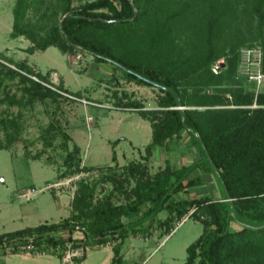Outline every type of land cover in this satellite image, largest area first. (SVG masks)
Here are the masks:
<instances>
[{
	"label": "trees",
	"instance_id": "16d2710c",
	"mask_svg": "<svg viewBox=\"0 0 264 264\" xmlns=\"http://www.w3.org/2000/svg\"><path fill=\"white\" fill-rule=\"evenodd\" d=\"M174 2L88 0L75 7L72 0H15L10 35L29 39L31 46L25 49L28 53L49 46L58 47L64 53L84 51L99 62L108 63L106 58L115 60L172 89L177 99L169 90L157 87L161 94L155 108L141 109L134 101L128 105L138 107L141 115L149 116L152 139L147 145L148 152L186 131L199 158L189 165L167 169L153 179H137L132 189L133 199L123 206L113 205L109 198L90 205L80 185L68 217L1 233L0 242L31 235H39L38 240H41L40 236L48 230L72 228L78 223L84 226L87 236L98 237L100 242L116 237L118 241L113 244L110 264H123L121 249L129 228L150 220L149 225L160 211L166 210L167 218L158 223L169 232L173 222H179L192 210L189 216L202 223L203 231L187 246L185 264H264V91L259 88L255 92L236 78L240 47L232 45L224 51L217 43L229 12L226 0H211L217 5L215 11L219 8L222 11L200 22L199 43L193 47L195 41L188 40L187 35L183 37L185 29H180L182 24L193 25L187 18L190 0H183L184 4L177 9ZM250 3L257 20L256 36L261 41L249 38L250 41L241 46L261 47L264 72V0H251ZM220 57L225 60L220 64V71L214 73L211 66ZM112 67L122 71L129 80L153 85L115 64ZM14 79L20 85V98L15 100L6 91L0 103L31 105L35 101L63 96L61 92L81 98L68 92L62 83L54 86L58 91L44 85L42 82L51 81L48 73L35 70L25 61L13 62L0 55V89L6 90V83ZM207 86L215 90L203 91ZM253 104L256 107H248ZM180 106L183 111L178 108ZM6 121L14 123L13 120H0L5 129ZM77 148L75 146V150ZM73 159L70 150L66 157L67 164L73 166L70 174L89 169L74 164ZM202 165L213 174L222 198L193 195L170 201L173 194L201 180L199 177L188 180L187 177ZM137 167L135 162L128 164L129 171ZM144 205L137 219L127 224L122 222V217L137 214ZM231 222L237 223L239 228L231 230Z\"/></svg>",
	"mask_w": 264,
	"mask_h": 264
},
{
	"label": "rangeland",
	"instance_id": "374dc122",
	"mask_svg": "<svg viewBox=\"0 0 264 264\" xmlns=\"http://www.w3.org/2000/svg\"><path fill=\"white\" fill-rule=\"evenodd\" d=\"M85 1L88 0H72V5L76 7ZM171 1L177 4L175 9L184 4L183 0ZM226 1L229 12L222 24L221 36L217 39L220 47L224 51L232 45L238 48L249 42V38L260 42L256 36L257 20L251 12V0ZM210 2L190 0L187 18L193 25L188 27L182 24L180 29H185L183 37L187 35L188 40L195 41L191 47L199 43L200 22L208 20L212 13L222 11V8L215 11L217 5ZM14 4L15 0H0V55L13 62L25 61L37 71L48 73L49 80H56L47 83L53 86L62 83L68 92L81 98L74 100L61 95L35 101L31 105L8 106L0 103V120H13L15 123L6 121L5 129L0 122V234L44 221L55 222L70 214L73 197L79 193L80 185H83L90 205L109 198L113 205L123 206L133 199L132 189L137 179H153L157 174L198 156L196 150L194 156L184 155L192 151H186L185 137L158 145L155 154L151 152L152 148L148 152L147 145L151 141L149 116L141 115L136 109L138 107L128 103L138 102L141 109L155 108L161 94L157 86L129 80L122 71L115 70L112 63L99 62L84 51L64 53L55 46L32 53L25 51L31 46L30 40L10 35ZM262 33L264 35V26ZM220 59L222 62L225 60L224 57ZM17 81L7 82L6 90L0 89V98L8 91L15 100L19 99L21 90ZM214 90L212 86L203 88L206 92ZM259 90L264 91V82ZM248 107L254 108V104ZM171 145L183 151L178 161L164 160V154L168 155L167 148ZM75 146L78 147L76 150ZM70 150L73 151L74 164L89 168L80 169L74 174L89 171L85 178L70 181L63 187L58 197L68 195L69 204L65 205L63 197H60L61 207L58 209L57 197L50 190L37 192L31 200L18 197V192H24L23 188L39 189L48 182L70 176L69 170L73 166L66 162ZM113 152L114 160L111 158ZM130 162L138 164L134 171L128 170ZM199 170L206 172V165L200 166ZM201 183V180L197 182L195 191L204 189V185H199ZM144 208L145 205L137 214L122 217V222L127 224L137 219ZM149 222L144 221L129 228L123 244L127 249L128 262L137 264L146 255L147 249L143 248L156 245L168 232L158 220L153 219L148 225ZM193 222V218H190L185 224ZM176 223L173 222L171 226ZM233 226L238 228L237 225ZM184 227L180 224L176 228H180L178 233ZM115 238L111 237L114 243L118 241ZM0 264H60V261L52 254L1 253Z\"/></svg>",
	"mask_w": 264,
	"mask_h": 264
},
{
	"label": "built area",
	"instance_id": "2783aa9c",
	"mask_svg": "<svg viewBox=\"0 0 264 264\" xmlns=\"http://www.w3.org/2000/svg\"><path fill=\"white\" fill-rule=\"evenodd\" d=\"M222 60L219 58L216 60L211 69L214 73H218L220 67L219 63ZM263 64V51L260 46H241L237 52V64H236V78L241 79L253 88L255 92L264 82V72L262 70ZM34 80L38 79L35 76H31ZM54 78H51V82ZM56 79H54L55 81ZM44 85L57 90L53 85L44 83ZM58 91V90H57ZM60 92V91H59ZM63 96L70 99H76L75 96L61 92ZM88 102V101H86ZM256 105L254 104V107ZM89 171V170H88ZM88 171H81L80 174H71L66 178L58 179L53 182H48L44 187L35 189L33 187L24 189V192H18L19 197L24 200H31L34 198L37 192L43 190H50L55 196H59L65 185L70 181H78L82 177L85 178ZM77 175V176H74ZM39 236V235H38ZM38 236H28L24 238H12L0 242V254L1 253H20L23 255H56L59 258L60 264H79L85 256L93 248L102 246L105 242L98 241V237H89L85 231L84 226L76 223L72 228H57L44 232L38 240ZM49 238V240H47Z\"/></svg>",
	"mask_w": 264,
	"mask_h": 264
},
{
	"label": "crops",
	"instance_id": "0c3cea01",
	"mask_svg": "<svg viewBox=\"0 0 264 264\" xmlns=\"http://www.w3.org/2000/svg\"><path fill=\"white\" fill-rule=\"evenodd\" d=\"M183 137H185L184 142H185V145L188 147L186 151H189L190 149H192V151H189L190 153L184 154V155L194 156L196 148L191 146V144L189 143V136L186 131H182L180 134V137L172 138L165 142L170 143L174 139H181ZM151 139H152V135H151ZM157 147L158 145L152 148L151 152L153 154L157 152L156 150ZM167 149H168V152H167L168 155L164 154V160L169 158L171 161H178L183 154V151H180V149H177L176 147L174 148L173 145H171ZM198 158H199V154L195 159L189 160L188 162H185L181 166L189 165L195 160H197ZM181 166H177L172 169H175ZM197 177L201 179L202 183L199 185H204V189H202L201 191H195L194 188L196 187V185H198L196 182L194 185L188 186L185 189V191H181V192L173 194L172 197L170 198V201H177V200H181L184 198H190L193 195H200V196L207 195L211 199H221L222 198V191L219 188L213 174L210 171H206L203 173L199 170V168H197L190 173L187 179L190 180V179H194ZM23 189H26V188H23ZM16 190H22V188L16 189ZM55 197H57L56 205L58 209H60L61 207L60 197H63L64 199L63 201H65L64 202L65 205L69 204L70 200H69L68 195L63 194L60 197L58 196H55ZM191 212L192 210L189 211L186 215H184L182 219L179 222H177L170 229L168 233H166V235L162 238V240L159 243H157L156 245H150L148 248H143V250L147 249L146 255L137 264H185V260L187 256V252H186L187 246L190 243L194 242L202 234V231H203L202 223L196 219H193L194 221L193 224H185L190 218H192L189 216ZM69 215L70 214L64 217H61L60 220L68 217ZM24 216L25 215H22V217ZM167 216H168V212L166 210H162L155 216V221L157 220L162 221L165 218H167ZM58 221H55V222H58ZM44 223H47V222L44 221ZM39 224H42V223H39ZM180 224L181 226L185 225V227L182 228V230L178 233L180 228L178 229L176 228ZM233 225H237V227L239 228V225L237 223L231 222L230 223L231 230L238 229V228H235V226ZM24 227H28V226H24ZM24 227H21V228H24ZM176 232L178 234H176ZM114 242L115 241H111V239H109L108 241H105V243L102 246L93 248L92 250L89 251V253L85 256V258L79 264H110L112 256H113L112 247H113ZM121 253L123 254V260H124L123 264H135L134 262H128L127 260L128 254H127V249L125 248V245L122 246Z\"/></svg>",
	"mask_w": 264,
	"mask_h": 264
},
{
	"label": "water",
	"instance_id": "95a60500",
	"mask_svg": "<svg viewBox=\"0 0 264 264\" xmlns=\"http://www.w3.org/2000/svg\"><path fill=\"white\" fill-rule=\"evenodd\" d=\"M64 17H65V15L62 17L60 23L62 22V20H63ZM103 20H104V21H107V22H109V21H114V19H103ZM101 57H102V56H101ZM106 59H107L109 62H111L112 64H115V65L121 67L123 70L133 72L134 74H136L137 76H139V77L142 78L143 80L147 81L148 83H151V84H153L154 86L161 87V88H164V89H166V90H169L170 92H172V93L175 95V92H174L172 89L167 88V87H165V86H162V85H160V84H158V83L152 81L151 79H148V78H146V77H144V76H142V75H140V74H138V73H136V72H134V71L128 69L127 67L121 65L120 63L116 62L115 60H112V59H109V58H106ZM175 97H176V95H175ZM176 99H177V97H176ZM178 108H180V110H182V111H183V109H184V108L181 107V106L178 107Z\"/></svg>",
	"mask_w": 264,
	"mask_h": 264
}]
</instances>
